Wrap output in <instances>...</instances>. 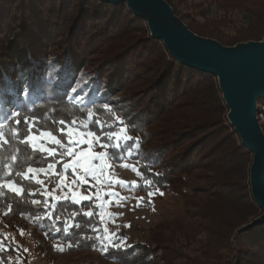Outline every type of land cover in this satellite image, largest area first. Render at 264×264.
Wrapping results in <instances>:
<instances>
[{"label":"trees","instance_id":"16d2710c","mask_svg":"<svg viewBox=\"0 0 264 264\" xmlns=\"http://www.w3.org/2000/svg\"><path fill=\"white\" fill-rule=\"evenodd\" d=\"M164 1L190 31L224 47L264 37V0H197L183 14L173 5L186 0ZM236 14L242 15L240 24ZM258 104L264 106V98ZM14 112L19 117L13 119ZM89 112L103 122L102 130L89 123L104 142L108 132L121 128L132 137L110 161L122 164L131 150L143 177V205L151 208L148 192L158 189L176 212L144 242L104 253H97L101 221L93 201L51 206L43 185L53 189L56 178L37 185L31 175H16L49 163L61 171L70 157L32 152L21 139L29 129L57 130L60 120L83 124ZM227 112L218 78L179 63L126 3L0 0V184L24 188L19 197L0 189V261L28 262L5 237L22 239L23 231L39 240L35 251L45 260L61 242L70 252L89 254L80 264H264V225L236 234L264 210L251 195L253 153ZM97 150L112 156V148ZM34 199L40 203L32 204ZM89 211L90 218L84 215Z\"/></svg>","mask_w":264,"mask_h":264},{"label":"water","instance_id":"95a60500","mask_svg":"<svg viewBox=\"0 0 264 264\" xmlns=\"http://www.w3.org/2000/svg\"><path fill=\"white\" fill-rule=\"evenodd\" d=\"M128 4L147 21L151 36L163 41L179 63L218 78L229 119L242 143L253 153L251 186L253 196L264 210V134L257 120L258 99L264 98V41L224 47L188 29L164 0H101ZM264 224V214L242 231Z\"/></svg>","mask_w":264,"mask_h":264},{"label":"rangeland","instance_id":"374dc122","mask_svg":"<svg viewBox=\"0 0 264 264\" xmlns=\"http://www.w3.org/2000/svg\"><path fill=\"white\" fill-rule=\"evenodd\" d=\"M174 3L175 4L173 6L177 8L178 13L183 14V13L191 12L190 6L197 3V0H186L185 4H177L176 1H174ZM171 9L173 10L172 7ZM176 16L180 18L178 15ZM212 16L214 18H217L219 14H217V12L213 10ZM241 17L242 15L240 14H236L234 16V19L237 21L238 24H240V20L242 19ZM197 20L202 21L200 18H197ZM182 22L184 23V21ZM263 41H264V37L259 42H263ZM250 42L239 43L234 47H237L239 45H246ZM229 114H230V108H228L227 120L229 124L233 126L231 124V120L229 119ZM256 114H257V120L259 126L264 134V106H260V104L257 103ZM77 125H82V124H77ZM233 127L234 129H236L235 126ZM125 134H126L125 132L121 133L120 143L125 141L123 140V135ZM114 143H115V138H114ZM40 144L45 145L47 148H54V146H56L55 144L48 143L43 139L40 141ZM80 148L87 151L89 149V145L82 144ZM98 148H100L99 145L95 141H93L92 150L96 153H100V151L97 150ZM132 156L133 153L131 155L127 154V156L124 158L123 163L120 165H112L110 159L107 160L106 163L108 164V167H105L102 170V175H100L99 182L88 176L87 183L81 184L79 181H77V183L73 185L72 184L73 177L71 175V170L69 169L67 172H65V170L62 168L61 171H59L57 164H56L55 172L61 173L62 175H54L53 170L47 168H45L46 173L37 174V178L42 180L43 183L47 178H56L55 181L56 184L53 189L48 188V186L46 185H43L45 196L47 197V202L51 203V206H55L57 203L64 200H70L73 202L71 198V192H69L68 190L69 187H71L72 191L76 192L80 196L91 197V199L87 201H93V206L96 207L97 214L99 215L101 221V227H99L97 232L98 233L97 237H99V244H100V249L97 253L105 252L101 250V244L102 241L104 240L105 229H107L110 234L115 233L118 234L119 237H122L124 242L123 244H121L120 247L127 248L135 243L144 242L149 237L150 230L152 228L156 227L160 222L164 220H171L175 217L176 212L172 211V209H169L166 206V201L168 198L167 194L159 191L158 189H154L153 192L155 193V195L150 197V202L152 203L151 208H148L143 205L142 202L143 195L138 190L139 185L143 181V177L139 171L138 163L135 160H133ZM70 159H72V157H70ZM60 161L61 160H59V162ZM94 163L99 164L100 162L94 161ZM132 168H136L140 174L138 175L137 172L132 171ZM29 175L32 176V174ZM78 175H84L83 171L78 170ZM61 179L64 180L63 185H60ZM117 181H123L124 183L123 185H121L117 183ZM250 183H251V179H250ZM65 193H67V199H65ZM113 193H115V195H112ZM160 193H162V195ZM251 195L254 198L252 192V186H251ZM57 197L59 199H56ZM83 202L85 201H81L80 203L77 204H81ZM126 225H130V227ZM244 227L238 229L236 234L240 233ZM5 237L8 241H13L15 244L18 245L19 248H21L25 252L28 259V262L25 264H80L82 258L89 255L88 253L75 254L74 252L69 251L68 244L56 242L54 246L51 248L50 257L47 260H45L44 258H42V256L39 253L35 251L36 244L39 242V240L36 241L32 240L30 236L26 233H23V235H21L22 239H18L14 235L7 233L5 234ZM200 238L204 239L205 236H201ZM111 247L113 246H108V248ZM58 248H62L63 251L57 250ZM9 263L24 264V262H22V260L19 259H15V260L10 259ZM0 264H4V263L0 261ZM159 264H166V263H164L163 261H159ZM170 264H185V262L174 261L171 262Z\"/></svg>","mask_w":264,"mask_h":264},{"label":"snow or ice","instance_id":"6c2138e0","mask_svg":"<svg viewBox=\"0 0 264 264\" xmlns=\"http://www.w3.org/2000/svg\"><path fill=\"white\" fill-rule=\"evenodd\" d=\"M108 111H111V109H108ZM19 112H14L12 114L13 119L16 117H19ZM95 124L96 126H99L101 130L103 129V122L99 119H95L93 117V114L91 112L88 113V122H84L82 125H77L76 121H71L70 124H66L64 120H60L59 123L63 125V127L54 130H41V129H35L33 131L32 129H29L30 134L25 135L21 139V143L25 144L26 146L30 147L32 152H39L41 154H47L49 157H54L57 155H67L69 157H72L71 161L68 163H63V169L65 172H67L69 169L71 170V175L73 177L72 184L75 185L77 181H79L81 184L87 183V177L90 176L92 179L99 182L100 175H102V170L105 167H108V164L106 163L107 160L112 159L113 157L117 156V153L115 149L120 148L121 146V133L125 132V129H121L120 132H108L107 138L109 142H104V138L98 135L96 132H94L91 129V124ZM16 123L19 124L20 121L16 120ZM27 123V121H25ZM4 128V125H0V140H3L4 133L2 129ZM59 133L60 135H57L56 133ZM13 135H17L16 132H13ZM66 137V143L63 139L60 137ZM113 138H115V143H112ZM45 140L48 143H53L57 145L61 149H65L64 152H58L56 148H47L45 145L40 144L41 140ZM132 137L128 135H123V140L129 141ZM93 141H95L101 149H109L112 148V156L110 157L107 151H102L100 153H96L92 150L93 147ZM82 144H88L89 149L87 151L80 148ZM131 150L129 149L128 155H131ZM120 159H123V157H119ZM17 157L12 156L11 160L14 162L16 161ZM100 162L99 164L94 163ZM59 162V161H58ZM10 167V165H8ZM47 169L53 170L54 175H62L61 173H56V163H49L47 165ZM78 170H82L84 175H78ZM132 171L137 172L139 175L140 173L136 168H132ZM39 173H46V169L41 168H34V167H28L26 171L24 172H16L17 176H22L24 180L29 179V174H32V178L35 180V183L37 185H40L43 183L42 180L37 178V174ZM11 175V173H9ZM117 183L123 185V181H117ZM147 185H151L152 181L147 180ZM64 184V180H60V185ZM7 188L10 192L14 193L17 197L21 196L24 192V188L22 186H17L13 182L9 181L6 184H0V189ZM69 192H71V198L74 203H80L81 201H87L90 200L91 197L89 196H80L76 192L72 191V188L69 187ZM35 193H30V195H34ZM162 195V193H160ZM112 195H115L113 193ZM155 193L152 191L148 192V196L152 197ZM56 199H59L58 197ZM65 199H67V193H65ZM40 201L38 200H32V204H38ZM9 209L11 208V205L8 206ZM87 217H92L93 212L89 211L85 213ZM130 227V225H126ZM65 232H67V228H65ZM21 235H23V231L21 232ZM99 239V237H97ZM123 238L119 237L118 234L115 233H109L107 229L104 230V240L101 244V250L107 251L108 246L116 247L117 249L120 248L121 244H123ZM57 250L63 251L62 248H58Z\"/></svg>","mask_w":264,"mask_h":264}]
</instances>
